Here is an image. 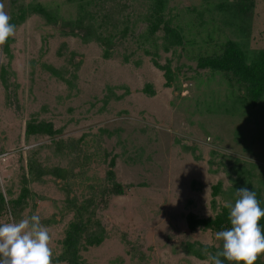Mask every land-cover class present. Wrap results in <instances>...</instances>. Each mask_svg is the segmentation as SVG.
I'll list each match as a JSON object with an SVG mask.
<instances>
[{
  "label": "rangeland",
  "instance_id": "rangeland-1",
  "mask_svg": "<svg viewBox=\"0 0 264 264\" xmlns=\"http://www.w3.org/2000/svg\"><path fill=\"white\" fill-rule=\"evenodd\" d=\"M18 3H40L57 20L28 14L11 32L7 55L10 0H0V255L14 251L12 264H69L55 260L73 216L67 198L81 201L94 193L107 236L80 250L87 264H225L210 252L220 253L229 234L190 229L186 216L214 218L226 207L240 231L258 228L264 216V95L254 103L224 72L197 62L220 54L228 40L254 60L264 49V0H164L162 13L183 38L168 51L160 47L162 30L147 36L154 0ZM72 31L87 33L88 41ZM145 50L156 51L160 64L170 63V85ZM30 119L51 121L60 132L26 136ZM111 159L125 192L100 195L109 185ZM31 161L61 167L67 176L35 180ZM189 243L213 249L199 259L186 251ZM256 245L255 259L264 264V239Z\"/></svg>",
  "mask_w": 264,
  "mask_h": 264
},
{
  "label": "trees",
  "instance_id": "trees-1",
  "mask_svg": "<svg viewBox=\"0 0 264 264\" xmlns=\"http://www.w3.org/2000/svg\"><path fill=\"white\" fill-rule=\"evenodd\" d=\"M154 6L152 7V18L149 19V25L147 33L153 35L157 30L163 31L162 43L160 47L164 51H168L174 46L182 44V35L180 31L170 24V20L165 19L162 9L164 7V0H154ZM251 6V4H248ZM247 4H243L244 8ZM28 14H38L47 23H53L57 20L56 15L50 9H47L40 3H29L27 5H19L18 0H10L9 14L5 22V37L3 40V52L7 55L10 52L9 44L13 38L11 32L17 25L25 21ZM83 19L80 17L77 19V25L80 27ZM78 35L79 31H72ZM80 34V33H79ZM88 34L81 32L80 38L82 41H88ZM146 36V38H147ZM88 37V38H87ZM97 38V37H96ZM98 40L104 44L106 39L98 36ZM106 43V42H105ZM155 43V42H154ZM156 44V43H155ZM147 54L153 55V64L163 70L166 84L170 85L174 78V71L169 62L160 64L156 59V51L152 52L145 50ZM109 52L104 51V56L108 57ZM44 68L49 70L52 74L63 79L60 72L51 65H43ZM197 66L202 69H209L212 71L224 72L228 75L230 81L242 85L249 98L254 102H258L264 95V49L258 51L256 57L252 61H247L244 50L239 44L233 40H228L224 43L222 52L220 54L207 55L200 57L197 62ZM5 68L2 67L1 76L5 74ZM145 91L152 93L150 85L145 86ZM60 132V129L54 128L51 121L30 119L25 125V135H55ZM114 166V159H111L109 163V170H107L106 177L109 180V185L100 187L98 190L100 195H121L125 192L126 186L115 180V174L112 170ZM29 173L32 174L35 180H42L43 175H52L60 179H65L67 171L61 167H44L36 161H31L29 164ZM250 187V186H249ZM220 183H216L211 187V195L214 197L219 193ZM251 192L255 194V191L250 187ZM28 190L26 187L22 189V197H24ZM94 192V190H92ZM93 196L87 197L79 201L75 197L67 198L68 208L72 210V219L67 224L65 229V235L62 239V249L56 261H65L69 264H87L81 257L80 250L86 249L90 246H98L106 238V230L101 225L99 219L96 216V201ZM21 198L12 201L18 203ZM103 199V198H101ZM100 199V200H101ZM4 197L0 192V209L4 206ZM246 218V217H245ZM187 225L190 229L196 227L214 228L219 232H226L229 234L227 243H224L219 249L220 253L214 255L210 252V256L213 258H222L221 260L225 264H260L255 258L257 255L258 247L256 245L257 240L264 239V216L258 217V228L256 231L239 230L240 223H237L230 215L226 207L222 208V211L218 213L214 218H200L196 217L193 213H188L186 216ZM186 246V251L199 259L207 257V252L213 249L209 245L198 244L196 247L194 243H189ZM241 252L236 253L235 249ZM2 262L5 264H12L15 262L17 256L14 251L8 250L0 255ZM4 264V263H3Z\"/></svg>",
  "mask_w": 264,
  "mask_h": 264
}]
</instances>
